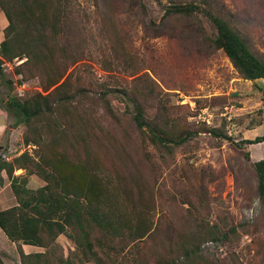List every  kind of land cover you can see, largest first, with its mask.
Returning <instances> with one entry per match:
<instances>
[{
  "label": "rangeland",
  "instance_id": "374dc122",
  "mask_svg": "<svg viewBox=\"0 0 264 264\" xmlns=\"http://www.w3.org/2000/svg\"><path fill=\"white\" fill-rule=\"evenodd\" d=\"M52 3L60 36L55 65L67 70L66 77L72 74L74 91L82 90L74 107L87 121L85 127L75 120L72 132L78 141L68 143L69 158L90 160L92 173L100 165L97 174L113 178V188L126 186L129 199L122 205L133 218L144 213L151 230L137 242L105 239L94 231L92 251L101 263L86 260L90 250L82 256L69 230L49 249H32L47 252L41 264H264V197L255 169L264 160V142L244 143L264 136V79L248 81L237 72L214 46L217 30L206 14L225 20L264 56V0ZM178 6L195 10L166 15ZM4 41L5 34L0 47ZM0 60L9 67L2 69L0 86L1 164L37 150L24 142L27 128H15L14 117L5 111L8 99L47 93L45 73L32 69L25 57L8 60L0 53ZM123 91L163 136L192 137L171 151L153 147L138 130L135 106ZM14 175L27 177L31 190L46 184L23 169ZM17 205L12 179L0 172V211ZM1 233L0 257L5 264H22L19 246ZM98 239L109 247L95 244ZM183 244L195 252L190 258L181 251ZM39 253L29 254L30 264Z\"/></svg>",
  "mask_w": 264,
  "mask_h": 264
},
{
  "label": "trees",
  "instance_id": "16d2710c",
  "mask_svg": "<svg viewBox=\"0 0 264 264\" xmlns=\"http://www.w3.org/2000/svg\"><path fill=\"white\" fill-rule=\"evenodd\" d=\"M52 2L53 0H0V9L9 23L4 31L5 41L1 44L0 53L7 56L8 60L25 57L27 65L32 69L42 70L46 77L43 89L47 93L38 92L27 99L14 96L6 103L5 111L14 117L15 128H27L25 144L37 147V150L34 154L25 152L12 162L2 158L0 172L5 171L12 179V189L18 205L0 211V230L8 240L19 246L22 264H30L32 256L24 253L22 245L49 249L59 236L68 234L69 230V238L74 240L82 256L87 257L86 250H90L91 257L86 260L101 263L98 254L92 251L94 242L91 237L94 231L102 232L105 239L125 238L129 242H137L146 238L151 229L142 216L144 213H138L133 218V211L122 205V201L129 199L126 186L122 189L113 188V178L97 174L100 165L92 173L90 160L75 162L69 158L68 143L78 141L72 132L75 120H79L85 127L87 121L74 107L82 90L74 91L71 87L72 74L66 77L67 70L60 71L55 65L54 48L57 47L60 36L56 30L57 16L50 12ZM194 10L195 7L192 6H178L169 9L166 15L191 14ZM206 14L217 30L214 46L223 50L237 72L248 81L264 79V56L252 48L250 39L214 13ZM2 64L0 60V86L4 84ZM52 88L54 89L50 91ZM122 93L135 106L133 120L153 147L171 151L172 146H180L192 137L190 133L175 140L163 136L155 126L147 122L144 110L132 97L126 91ZM105 102L108 105L107 100ZM107 107L112 114L110 106ZM213 134L231 140L216 131ZM49 136L52 137L50 140ZM263 142L264 136L244 143ZM237 144L242 146V143ZM72 150H75L74 146ZM19 169L26 170L28 175H37L46 184L37 190L28 189L27 177L14 175ZM255 169L259 194L263 198L264 160L257 162ZM224 237L228 238L227 235ZM99 240L95 244L101 248L109 247L104 243L100 245ZM185 246L182 245L181 251H185V257L190 258L195 252L192 249L189 251ZM46 257L47 252L35 254L36 261L33 264H41ZM0 264H5L2 257ZM160 264L166 263L163 261Z\"/></svg>",
  "mask_w": 264,
  "mask_h": 264
},
{
  "label": "crops",
  "instance_id": "0c3cea01",
  "mask_svg": "<svg viewBox=\"0 0 264 264\" xmlns=\"http://www.w3.org/2000/svg\"><path fill=\"white\" fill-rule=\"evenodd\" d=\"M0 23H1V26H0V42L3 40L4 38V30L6 29L7 27V21H6V18H5V15L4 13L1 11L0 9ZM5 173V171H3ZM2 172V173H3ZM0 233H1V230H0ZM3 234L1 233L0 237H1V240H3ZM0 240V242H1ZM4 241V240H3ZM33 248H37V247H33V246H26L24 245L23 246V251L25 254L29 255L30 253L34 252V253H39L37 250L36 251H32ZM3 253V252H2ZM4 255V254H3ZM3 258V260L5 261V257L4 256H1ZM6 263V262H5Z\"/></svg>",
  "mask_w": 264,
  "mask_h": 264
},
{
  "label": "built area",
  "instance_id": "2783aa9c",
  "mask_svg": "<svg viewBox=\"0 0 264 264\" xmlns=\"http://www.w3.org/2000/svg\"><path fill=\"white\" fill-rule=\"evenodd\" d=\"M22 62H23V61H21V63H22ZM21 63H20V64H21ZM6 68H9V67H8V64H2V69H4V71H6V70H5Z\"/></svg>",
  "mask_w": 264,
  "mask_h": 264
}]
</instances>
